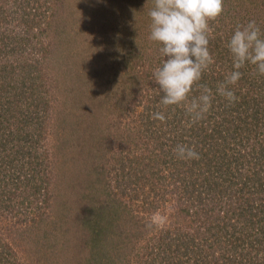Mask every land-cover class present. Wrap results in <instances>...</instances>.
Here are the masks:
<instances>
[{"label":"rangeland","instance_id":"374dc122","mask_svg":"<svg viewBox=\"0 0 264 264\" xmlns=\"http://www.w3.org/2000/svg\"><path fill=\"white\" fill-rule=\"evenodd\" d=\"M143 2L0 0V264H264V75L251 64L240 69L230 86L239 103L217 92L234 70L226 45L236 27L255 20L264 38V0L225 3L209 22L214 63L198 85L210 86L213 99L188 125L177 108L160 105L152 73L167 57L148 39ZM118 56L122 72L109 60ZM156 112L165 121L154 120ZM197 124L214 136L210 165L179 175L197 199L187 197L189 205L209 214L194 221L198 209L179 215L186 198L171 179L160 181V171L155 187L138 186L166 137L182 135L176 127L191 134ZM99 153L103 191L80 177L82 163ZM142 189L154 207L124 218L117 235V224L107 230L100 205H140L133 195ZM99 227L103 235L92 238ZM123 231L130 238H119Z\"/></svg>","mask_w":264,"mask_h":264},{"label":"clouds","instance_id":"9594fccd","mask_svg":"<svg viewBox=\"0 0 264 264\" xmlns=\"http://www.w3.org/2000/svg\"><path fill=\"white\" fill-rule=\"evenodd\" d=\"M152 4L148 11L151 21L148 39L159 44L160 55L167 57L152 73L162 93L160 105L183 106L194 124L204 118L213 99L211 90L198 82L214 63L208 48L209 22L223 13L224 0H152ZM226 46L234 70L218 84L217 92L235 102L237 97L230 86L241 79V68L251 64L258 74L264 75V38L256 21L238 25ZM194 85H198L199 95L190 99ZM152 118L161 122L166 119L162 112L154 113ZM173 151L180 159H199L194 147L177 145Z\"/></svg>","mask_w":264,"mask_h":264},{"label":"trees","instance_id":"16d2710c","mask_svg":"<svg viewBox=\"0 0 264 264\" xmlns=\"http://www.w3.org/2000/svg\"><path fill=\"white\" fill-rule=\"evenodd\" d=\"M232 1H235V0H224V4L225 3L227 4L228 2L232 3ZM142 4H145L147 7V8L145 7V10H143V13H145L146 10H147L146 12H148L153 7L152 0H148V2H143ZM102 7L106 8V4L102 5L101 8ZM121 59H122L121 56L109 59L112 62V64H114L113 65L114 70L116 68H118L119 72H122L124 70L123 67L119 64ZM100 75H101V73H100ZM103 75L104 74L102 73L101 76H103ZM207 79L208 78H201L199 83H204L207 81ZM212 83L213 82L211 81L210 84H212ZM209 88H210V86H209ZM240 99H239V101H240ZM237 101H236V103H239V101L238 102ZM171 107L177 108V113H178L177 117H182V119L178 120L179 122L185 121V123L187 125L191 123L190 117L187 114H184V112H185L184 108H182V110L180 112V108L183 106L174 105ZM180 113H181V115H180ZM249 116L250 115L247 113V114H245V117L242 119H247ZM215 117L219 118L218 115H215ZM209 119H212V118L209 116L208 120ZM205 122L207 123V120ZM240 122L243 123L242 120ZM197 125H199L200 128L192 130L191 134L187 133L189 131V129L186 131L184 130L182 132V130L180 128L174 127L177 131H179L180 133H183V134L180 136L178 134H175L172 137L173 140H169V138L166 137V145H165V147H162V150H161L162 154L160 153L161 154L160 156L153 157L151 159L152 160L151 164L145 168H142L141 172L143 174L140 176V178H144L145 176H147V174L149 172V176L147 177L145 183L150 182L152 180H153V182L147 183L148 185L145 183H142V184L140 183V185L138 184L139 185L138 187L140 189L142 188L141 186H143V187H145V186L155 187L154 179H157V172L160 171L161 175L160 176L158 175V178H161L160 181L164 182V180L167 178L171 179L173 184L176 185L177 188L181 189L180 191L183 194V198H186L184 200V202L187 203V206H184L183 208L180 207L177 209L179 215L188 217L189 214L191 213L192 209H195V210L198 209V211L195 213L196 218L194 219V221L201 219V217H203L205 213L203 212V210H201V208L200 209L195 208L194 205L197 203V199L193 195V192H192L193 190H191L189 188L188 185H190V184H187L186 187H183V185H181L182 179H181V176H179V175L182 173L183 168H187V169H189V167L193 168L195 165H197L201 161H202V163L204 162L203 165H205V166L210 165V162L208 160H205V159L208 155L207 154L208 148H210V150H211V146L209 145V143L212 142V139L214 136V132H211L213 130L210 129L209 125H208V127H206L205 124L204 125L197 124ZM219 126H220V124L218 125L215 123V125H214L215 132L218 129L220 130L221 127H219ZM186 134H188V136H186ZM185 137H187V138H185ZM185 142H186V144H184ZM177 145H187L189 147H194L195 151L199 154V160L189 159V160H192V162H190L189 160H184V159L178 158L177 155L173 151ZM108 148H109V145H105L103 147V149L100 150L101 153L103 155H107V152H108L107 149ZM213 149H214V147H213ZM32 154L35 156V152H33ZM96 154L97 153H95L94 155H96ZM102 154L100 155V153H99V155H97L98 157L96 158L97 160H95L96 162L94 161L93 163H90L89 161H86V162L82 163V165H83L82 172L83 173H81V174L84 176H80L81 178L84 177L83 179H86L87 180L86 182H90V184L92 185V188L94 187L93 189L99 190V191H101V190L103 191V188H101L99 186L98 181L102 182L104 180L100 175L103 173L104 167L106 165V164H103V163H106V161L101 163L100 157L103 156ZM148 168H149V171L146 172V169H148ZM151 168L155 170L153 172V174H152ZM143 184H145V185H143ZM88 186L81 187V190L87 191ZM142 191L144 192L145 190L142 189ZM83 194H85V191L83 192ZM189 196H190V198L194 197L196 199V201L194 200V205L193 204L189 205L191 203L187 198ZM134 197L136 200L140 199L142 201V204L136 205V206L133 205L130 207V206H126L125 204H121V203H123L121 201L119 203V205H114V206H116L115 208H110L111 207L110 203L107 204V202H106V204H102L98 208L99 211H97V217H99V218L102 217V219L105 220L102 224H104V227L107 230L110 229V225L114 226V224H117V227L116 228L114 227V235H117L118 232L116 233V229L118 228V231H119V227H121V221H123L124 218H129L130 220H132L133 218H136L138 216V214L135 215V214H133V212L134 213H136V212L142 213L144 211L145 207H154V205H155V202H153L149 199L151 196L149 195V193H146V191L143 194L135 193L133 195V198ZM145 202L147 203V205L145 204ZM108 209H110V210L108 211ZM95 210H96V208H95ZM116 210H118V211H116ZM205 215L207 218L209 217L208 212ZM221 221H225V220L222 218ZM102 232H103V228L99 227V231L92 238L99 239L103 235ZM119 233H120V234H118L119 238H120V236H122L123 240L130 238L128 233L125 234V231H123V234L121 232H119Z\"/></svg>","mask_w":264,"mask_h":264}]
</instances>
